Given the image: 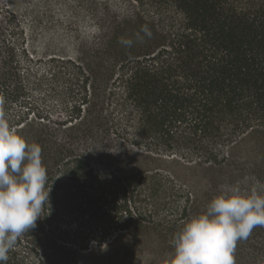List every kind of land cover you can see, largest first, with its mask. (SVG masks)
<instances>
[{"label":"trees","instance_id":"1","mask_svg":"<svg viewBox=\"0 0 264 264\" xmlns=\"http://www.w3.org/2000/svg\"><path fill=\"white\" fill-rule=\"evenodd\" d=\"M96 30L75 59L37 56L10 0H0V113L38 144L51 189L7 264H169L174 233L222 186L264 184L233 152L264 137V0H74ZM147 26L151 35L142 31ZM130 40L131 44L121 43ZM35 63L66 75L60 113L38 106ZM65 71V72H63ZM169 164L198 170L202 194ZM235 264L264 258V228L239 241Z\"/></svg>","mask_w":264,"mask_h":264},{"label":"clouds","instance_id":"2","mask_svg":"<svg viewBox=\"0 0 264 264\" xmlns=\"http://www.w3.org/2000/svg\"><path fill=\"white\" fill-rule=\"evenodd\" d=\"M148 36L147 26H143ZM121 43L131 44L123 40ZM38 144H28L0 113V264H7L18 239L35 228L51 189ZM247 194L222 186L205 210L173 234L169 264H235L237 243L264 228V184Z\"/></svg>","mask_w":264,"mask_h":264},{"label":"rangeland","instance_id":"3","mask_svg":"<svg viewBox=\"0 0 264 264\" xmlns=\"http://www.w3.org/2000/svg\"><path fill=\"white\" fill-rule=\"evenodd\" d=\"M74 0H10L16 12L19 27H24L29 48L37 56H55L77 58L81 40H85L96 26L87 16L72 15L64 6L73 5ZM33 81L40 85L34 88V99L38 106L51 114H58L63 107L66 94V75L60 72L54 77L47 64L35 63ZM65 72V71H63ZM66 78V79H65ZM264 141L263 135L251 137L250 143L236 148L233 155L240 164L254 163L259 156V146ZM177 180L194 194H202L207 181L198 170H187L182 165L169 164ZM144 258L134 256L125 264H143ZM79 264H105L101 255L80 258ZM113 264H120L119 262ZM124 264V263H123ZM256 264H264V258Z\"/></svg>","mask_w":264,"mask_h":264}]
</instances>
